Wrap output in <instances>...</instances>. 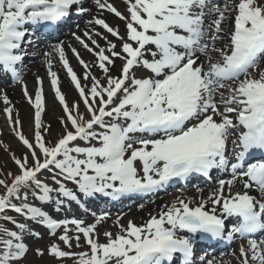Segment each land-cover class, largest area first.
Here are the masks:
<instances>
[{
  "label": "snow or ice",
  "instance_id": "1",
  "mask_svg": "<svg viewBox=\"0 0 264 264\" xmlns=\"http://www.w3.org/2000/svg\"><path fill=\"white\" fill-rule=\"evenodd\" d=\"M123 4L124 11L111 0H0V77L20 85L34 110L30 140L0 92L7 124L25 149L19 157L10 154L16 172L0 171V264L26 258L32 250L26 236L43 238L28 221L54 238L35 254L47 252L57 264H231L207 253L197 259L194 250L198 242L237 239L236 264H264V0ZM105 12L122 22L123 32ZM85 14L91 18L84 30L71 36L92 62L57 35L70 18ZM41 38L48 42L43 63L63 112L51 141L43 78L36 75L33 94L23 77L34 54L29 50ZM55 62L77 101L69 103L62 92ZM213 171L228 178H218L207 196L202 188L191 196L181 191L139 224H124L117 215L116 230L102 234L107 212L93 213L87 223L58 219L42 207L59 211L99 197H150L196 177L211 179Z\"/></svg>",
  "mask_w": 264,
  "mask_h": 264
},
{
  "label": "bare ground",
  "instance_id": "2",
  "mask_svg": "<svg viewBox=\"0 0 264 264\" xmlns=\"http://www.w3.org/2000/svg\"><path fill=\"white\" fill-rule=\"evenodd\" d=\"M91 5L89 4L88 7H90ZM104 18H109V24L113 25V26H119L121 32H123V24L121 21L118 20V18L114 17L112 14H107V12H105L104 14ZM91 17L87 15L86 17V21L88 19H90ZM85 21V23H86ZM80 32H82L83 26H81L80 28ZM98 29V27L96 28V30ZM77 32H79L77 30ZM81 34V33H80ZM110 40H113L114 38L112 37H108ZM71 43L72 46L76 47L80 52L81 55L83 57V59L87 62H92V60L94 59L89 53H87L86 51H84L79 44L74 40V39H68L67 42L65 44ZM101 46H105V41H101L100 42ZM67 56L69 59V62L71 64V66L73 67V69L77 72L78 75L82 76L83 74V69L82 67L79 65V63L77 62V60L75 59V57L72 55L70 50H67ZM26 71H24L23 73V77L24 80L27 82V87L28 89H30L31 93H35L36 90V74L39 73V76L44 78L45 80L43 82V87H45L44 90V95H45V99H47L46 103H47V108H46V112L44 113V115L47 117V119L49 120V123L51 125V129H57L58 128V121H59V117L63 115L62 112V108L59 105V103L57 101L54 100V92L52 91L51 87H50V82L48 77L46 76L47 72H46V67L44 66L43 63V58L40 62H38L34 67H30L29 69H25ZM54 70L58 73L59 78H60V88L62 90V92L64 94H66V97L68 98V102L72 103L74 102L76 99L78 100V96H77V92L74 89V87L71 85L70 80L66 74V72L61 68V66L59 65L58 62H55V66H54ZM93 73L95 75L100 74V70L98 68L93 67L92 69ZM118 72V68H114L113 72ZM82 83H87L85 81L82 80ZM9 95L13 98L14 103L19 102V103H23L22 102V98L18 95L17 93V87H10L9 90ZM27 104V102H25L21 107H24V105ZM30 119L25 118L24 122H27V125L30 126ZM219 178V176L217 175V178L214 179V182L216 184L217 179ZM228 178V177H226ZM214 185H210V187H198V188H202L204 190V195L207 196V193L215 186ZM189 191H185L184 194L185 195H193L196 194V189L192 186L188 187ZM181 191H175L172 192L170 194H168L167 196H161L158 199L154 200L153 202H149L147 204L143 205V208H141L140 206L138 207H132L129 209H126L124 212L122 213H114L110 216V218L107 220L109 222H111L109 225H107V229L108 230H112L115 231L116 229L113 227V221L116 219L117 215H122L123 219H122V223L126 224L127 221L129 219L133 220L135 223L139 224L141 223L143 220H146L148 218V213L149 212H153V214L155 213V211H157L159 209V207L161 205H163L166 202H170L171 200H173L175 198V196L180 195ZM255 194V193H253ZM85 202V201H84ZM86 204L88 202H85ZM46 211H48L50 214H52L53 216L57 217L56 215H58L59 217H62L63 215H66L64 212L63 215H60L61 213H59L58 211H56L52 206L50 205H44L42 206ZM125 207H131L130 205L125 206ZM125 207H122L121 209H124ZM65 208V207H64ZM72 209V208H71ZM66 211H72L66 208ZM75 211H77L75 209ZM43 238L40 240H43L45 238L48 237V232L47 231H40ZM101 240H103V236L101 235ZM240 246V245H239ZM239 246L235 247L234 249L231 250H227L224 249L223 251H226L218 256H216L217 259H222L223 261L226 262H231V264H236L235 258L231 255L232 252H236L238 254L239 251Z\"/></svg>",
  "mask_w": 264,
  "mask_h": 264
},
{
  "label": "rangeland",
  "instance_id": "3",
  "mask_svg": "<svg viewBox=\"0 0 264 264\" xmlns=\"http://www.w3.org/2000/svg\"><path fill=\"white\" fill-rule=\"evenodd\" d=\"M116 63H117L116 68H119L120 61L117 60ZM37 74L39 75V73H37ZM113 74H117V72L114 71ZM97 76L102 78L101 73L98 74ZM0 92H1V90H0ZM17 93L22 98L23 103H19L16 101V103L12 104V105L15 108V113L16 112L19 113V118L22 121V125H23V131H25L24 134L31 140L32 139V129L30 128V126L27 125V122H24V119L28 118L31 120L34 110L32 109V107L29 104H25L24 107H21L25 103V101H24L25 97H23L24 96L23 93L21 94L20 87L17 88ZM75 101H77V100H75ZM3 107H5V105L3 104L2 100H0V115L2 117H3V113H2ZM83 107H84L83 104H81L80 105L81 112L84 111ZM43 120H44L45 124H50L49 120L47 119L46 116H43ZM5 125H8L7 121H6ZM60 131H61V126H60V123L58 121V128L57 129H51L50 134L46 135V139L49 141L55 139V137L57 135H59ZM78 143H80V142H78ZM1 147L4 149L7 148V151L3 150ZM12 153H15L16 155H18V154L22 155L24 153V150H23V146L21 144H19V142L16 140L13 132L11 131V128L9 129V127H7V132L5 131V129H1V133H0V171L6 170L7 172H9V171L12 172V170H17L15 164L10 159V154H12ZM47 176H48V174L45 173V177H47ZM33 203H34V201H33ZM110 214H112V212H110ZM79 218L85 219L87 223L93 222V221H91V218L89 216L83 215L82 217H79ZM17 219H20V218L18 217ZM27 223L33 228H39L38 226L32 224L30 221H28ZM110 223L111 222H106V223L100 225L98 231L102 234L103 231H105L107 229V225H109ZM52 239H54V238L50 237V236H48L47 238H45L43 240H37V239L31 238L30 236H26V239H25L26 243L30 246V249H32V250L29 251L26 258L24 260H22L20 262V264H57V262L55 260H53L52 258H50L47 255V252H45V255L43 257H39L35 254V251H34L36 248H42V249L46 248ZM73 250L77 251L78 249L74 248ZM68 264H71V261H68Z\"/></svg>",
  "mask_w": 264,
  "mask_h": 264
}]
</instances>
